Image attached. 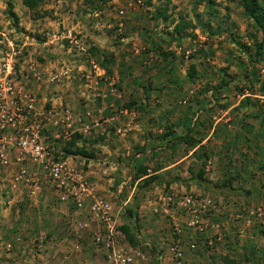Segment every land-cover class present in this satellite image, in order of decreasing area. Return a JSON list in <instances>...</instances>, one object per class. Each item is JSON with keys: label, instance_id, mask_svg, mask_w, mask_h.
<instances>
[{"label": "rangeland", "instance_id": "obj_1", "mask_svg": "<svg viewBox=\"0 0 264 264\" xmlns=\"http://www.w3.org/2000/svg\"><path fill=\"white\" fill-rule=\"evenodd\" d=\"M209 1L40 0L29 10L21 0H0V98L14 120L38 127L55 160L77 166L96 196L115 211L132 208L134 220L123 207L119 223L130 232L137 225L147 264L160 251L168 258L174 226L179 246L193 244L188 250L203 255L202 264H264V62L248 57L251 37L260 34L235 0ZM196 15L220 33L210 37ZM180 22L190 26L175 35ZM247 71L254 77L245 78ZM129 101L135 104L127 111ZM73 133L92 158H61ZM25 166L40 190L28 198V186L12 182L14 171L1 175L0 225L14 233L32 226L47 241L51 234L56 264H105L85 242L69 256L63 229L73 208ZM136 166L145 172L132 181ZM149 176L155 179L141 189ZM168 195L207 201L204 233L189 231L180 210L162 205ZM256 210L260 217L251 215ZM21 250L23 258L17 246L7 254L36 264L51 252Z\"/></svg>", "mask_w": 264, "mask_h": 264}, {"label": "built area", "instance_id": "obj_2", "mask_svg": "<svg viewBox=\"0 0 264 264\" xmlns=\"http://www.w3.org/2000/svg\"><path fill=\"white\" fill-rule=\"evenodd\" d=\"M2 99L3 97L0 98V181L5 170L14 171L12 182L28 186V198L35 197L40 190L39 179L27 170L25 164H29L44 176L60 204L65 207L72 206V212L68 213V217H71L69 225L63 229L67 243L70 240V248L67 249L69 256L80 254L85 242L101 254L105 264H147L146 254L127 243L118 230L121 225L119 209L123 210L124 204L115 211L108 199L96 196V192L77 166L63 160H55L42 144L38 127L25 126L22 117H19V121L14 120L15 115ZM65 120H68V117ZM15 125H20V128H15ZM69 126L66 125V128ZM174 197L164 196L160 201L162 205L174 206L181 211L182 223L186 229L196 234L204 233L206 226L203 218L207 215V201L190 196L175 198L176 200ZM162 212L166 213V209ZM153 213H156L155 209ZM251 215L260 217L261 213L256 210ZM174 234L176 238L168 247V258L171 264H182V249L179 246L181 230L177 226H174ZM45 241L46 235L40 234L33 241V246L40 250ZM13 242L20 243L21 239L15 237ZM12 248V243L0 244V249L6 252ZM188 249L192 251L194 245L191 244ZM65 259L66 257L63 258ZM162 261L163 258L157 254L156 264H162ZM70 264L91 263L83 259Z\"/></svg>", "mask_w": 264, "mask_h": 264}, {"label": "trees", "instance_id": "obj_3", "mask_svg": "<svg viewBox=\"0 0 264 264\" xmlns=\"http://www.w3.org/2000/svg\"><path fill=\"white\" fill-rule=\"evenodd\" d=\"M39 1L40 0H21V2L25 5L26 8H28L29 10H34L38 5H39ZM209 1V0H208ZM234 1V0H233ZM238 5L241 8V12L242 15L244 16V18H246L248 21L251 22V25L253 27V29L258 32L260 34V40L257 41L255 39V37H251L252 39V45L254 48V53L253 56H248L249 58H255L254 61L258 62H264V0H235ZM209 3H212L209 1ZM210 8V7H209ZM210 10H208V14ZM9 15H12V13L10 11H8ZM200 15H196L195 16V24L196 26H200V28L204 29L206 32H208V35L211 36H215L218 35L220 33V27L216 26L214 29L210 28L209 23L208 22H201L200 20ZM13 19L15 20V17H13ZM190 25L188 23H178L175 25L174 27V33L175 35H179L180 31H182V29L189 27ZM240 47H242L243 51L244 50V46L241 45ZM105 63L107 64L106 59ZM105 72H107V70H105ZM193 74V70L190 71V75L192 76ZM250 75L251 77H254L253 73H251L250 71L245 72V78L246 76ZM216 89H213V93H215ZM134 101H129L128 103L123 105V108L126 109L127 111H129L131 109V107L134 105ZM139 111H143V106H141L140 104L138 105V107L136 108ZM187 130L189 126H187ZM81 137L79 134L77 133H73L71 134V136L69 137L68 140H66L65 142H63V146H62V151H64V155L61 157L62 159L64 157H67L69 155L73 156V155H79L85 159H90L93 157L92 152H87L84 150L83 146L80 147H76L75 143L80 141ZM136 174H134L132 176V181H135L137 179H139V177L141 175L144 174L145 169L143 167L140 166H136ZM201 174H202V169H199L196 176L197 179H201ZM155 179V177L153 176H149L147 178H144L140 181H142L141 185L139 186L141 189L144 188L145 186H148L150 184V182H152ZM222 187H225L226 185V181H223L220 184ZM125 213L133 218L134 220V216L135 213L132 212V208H125ZM134 222V221H133ZM135 225V227L132 229V231L130 232L129 229L127 228L126 225H120L118 227V230L121 232V234L123 235L124 239L127 241V243H129L131 246L133 247H137L139 246V241L137 239V235H138V229H137V225ZM135 229V230H134ZM174 235V239L176 238L175 234ZM181 243V241H180ZM159 254V253H157Z\"/></svg>", "mask_w": 264, "mask_h": 264}, {"label": "crops", "instance_id": "obj_4", "mask_svg": "<svg viewBox=\"0 0 264 264\" xmlns=\"http://www.w3.org/2000/svg\"><path fill=\"white\" fill-rule=\"evenodd\" d=\"M7 172L8 171L5 170L1 174L2 177L4 175L6 176ZM9 202H10V200L6 201V204H9ZM232 211H234V210H232ZM5 212H6V210H5ZM212 216H214V215L212 214ZM228 217H231V215L228 214ZM17 231H18V233H14L12 231L11 226L5 227V226L0 225V244L12 243L13 246H17V249L21 253L20 257L23 258V252L24 251L21 249L28 248L30 245L33 246V244H32L33 241H35L37 239V237L42 233L37 231V229L33 228L32 226H27V225L22 226L19 230L17 229ZM35 232H37V233H35ZM36 234H37V237L34 238L36 236ZM15 237H19V238L21 237L20 238L21 242L20 243H14L13 240ZM189 243H184L180 247V248H182V257H183L182 264H202V263H204V261H203L204 256L203 255H201V254L196 255L195 253L192 254V252H190L188 250L187 246ZM59 244H60V242L56 244V247ZM43 247H44L45 251H47V252L51 251V252H50V254L42 255V257H41V255H38L39 258H37V260H35L36 264H56V262L54 260H52V259L50 260V258H52V253L55 252V240L53 239L51 234H50V237H48V241H47V237H46V241H45V244ZM158 251H160V250H158ZM8 252L4 251L3 253H6V254H3V256H1L2 254H0V264H29L28 261H25V259H22L21 261L19 259H14L13 256L8 255L9 254ZM158 253H159L158 255H160L163 258L162 264H171L170 260L166 257V253L163 254L161 251ZM156 255H157V253H154L152 264H156Z\"/></svg>", "mask_w": 264, "mask_h": 264}]
</instances>
